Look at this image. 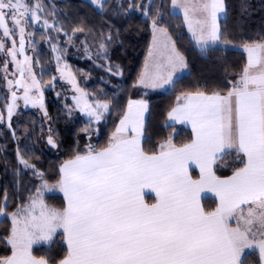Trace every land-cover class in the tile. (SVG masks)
Here are the masks:
<instances>
[{
	"label": "snow or ice",
	"instance_id": "1",
	"mask_svg": "<svg viewBox=\"0 0 264 264\" xmlns=\"http://www.w3.org/2000/svg\"><path fill=\"white\" fill-rule=\"evenodd\" d=\"M94 2L104 6L103 0ZM171 3L183 11L202 52L223 41L218 19L225 12L224 0ZM42 11L39 2L0 0V33L12 43L6 49L0 40V52L11 57L19 75L15 81L5 76L7 84L24 89L26 105L44 108L41 81L25 54L26 29L30 21H41ZM158 19L159 13L152 19L154 38L159 34L164 39L156 42L155 55L149 52L150 62L138 81L144 88L172 85L176 71L186 67ZM43 24L54 27L46 19ZM244 50L247 62L237 81L229 82L226 94L188 91L176 98L167 116L191 126L193 138L188 143L177 145L169 137L157 152H146L142 137L148 105L130 100L107 147L96 150L89 145L86 153L61 166L56 187L64 195L65 207L46 203L44 192L52 186L45 180L27 204L11 213L12 253L0 258V264H49L34 256L32 248L58 231L68 249L59 264H247L246 250L253 248L264 264V41L247 43ZM70 83L79 93L77 107L99 123L109 103L89 102L74 77ZM33 89L37 95L31 94ZM11 96L9 119L18 98L16 91ZM48 143L56 146L51 135ZM233 151L241 166L222 178L214 166ZM21 163L35 167L23 157ZM193 167L199 169L198 178L191 174ZM145 190L155 193L154 203L146 202ZM205 193L218 200L212 210L202 204ZM4 215L0 207V216Z\"/></svg>",
	"mask_w": 264,
	"mask_h": 264
},
{
	"label": "trees",
	"instance_id": "2",
	"mask_svg": "<svg viewBox=\"0 0 264 264\" xmlns=\"http://www.w3.org/2000/svg\"><path fill=\"white\" fill-rule=\"evenodd\" d=\"M43 1L46 2L47 9H51L53 13L50 20L54 21L62 32L61 50L66 49L67 44L70 43L66 59L74 72L79 75L84 74L86 73L84 70L88 68L94 76L111 75L98 66V58L85 59L83 56L75 55L76 48L87 49L89 44L95 49L96 46L103 45L108 50V63L113 64L115 69L117 67L120 69V76L115 75L118 79L109 76L116 85L120 84L119 88L122 91L114 98L112 95L115 91L112 90L108 97L103 98V101L110 104V125L105 123L109 118L100 124L99 130L102 133L94 147L96 150L107 147L111 133L115 131L118 121L126 111L128 101L135 97L145 98L150 102L143 144L146 152H157L159 145L169 137L177 145L190 142L193 133L189 129L177 128L167 121V114L175 105L176 98L188 91L226 94L231 86L229 82L237 81L247 62V55L242 49L244 45L264 41V0H226V16L221 22V35L223 43L227 46L210 48L206 54L198 50L188 37L183 16L171 12V0H162L159 3L161 6L152 10L148 17L137 9L129 11L127 8L129 1H126L124 7L120 9L113 0H109L102 10L97 9L88 0ZM140 2L141 0H133L135 6ZM157 11L163 12V26L175 39L188 67V73L178 79L173 88L167 92L146 91L138 83L151 42L152 19L156 17ZM49 33L51 34V31ZM38 37L37 42L43 38L39 35ZM40 45L42 48L39 47L41 53L39 60L43 77L51 81L53 74L56 73L51 60V43L47 44L42 40ZM96 87L111 89L102 82H98ZM52 100L54 103L50 100L49 112L52 117L51 127L59 145L56 153L52 149L53 146L44 141L45 128L32 110L23 113L20 133L28 131V141L25 143L29 148L27 157L34 168L24 170L19 165L15 155L16 142L10 133L0 136V207L5 209L6 214L0 223V258L10 256L12 252L7 242L11 233L9 214L28 203L29 197L34 195L42 182L40 174L47 182L58 184L62 163L73 159L77 154L87 152L88 121L82 119L71 121L65 109L55 99ZM111 121H113L112 125ZM239 166H241L240 158L233 151L215 165V171L223 178L230 176ZM5 199H7L6 206H4ZM45 200L52 207H65V200L60 194L47 195ZM216 205L215 198L208 197L203 200L206 210H212ZM67 251L65 238L59 233L49 245L36 246L33 255L46 259L49 264H59V261L66 257ZM246 256L247 264H261L257 252H251Z\"/></svg>",
	"mask_w": 264,
	"mask_h": 264
},
{
	"label": "rangeland",
	"instance_id": "3",
	"mask_svg": "<svg viewBox=\"0 0 264 264\" xmlns=\"http://www.w3.org/2000/svg\"><path fill=\"white\" fill-rule=\"evenodd\" d=\"M88 1L93 3L97 9L102 10L106 6V4L108 3L109 0H103V5H104L103 7L98 6L94 2V0H88ZM113 1L116 3V5H118V7L120 9L124 7V4L126 3V1H129L128 6H127V8H129V11H132L133 9L143 11L144 16H146V17H148L149 13L152 10H155L159 6H161V5H159V3L162 2V0H141L139 5L135 6L133 4V0H113ZM27 2L29 4L39 2L43 7V11L40 13L41 21L39 23H35V22L30 21L29 25L26 29L25 54L32 58V60H33V71L35 72L37 79L41 81L40 91L43 93L44 108H41L39 105L33 106L30 103L26 105L24 100L22 99L23 92H24L23 88H18V87L13 86L10 89L9 85L7 84V80L15 81L16 79L19 78V75L16 72V65L11 62V57L6 56L3 52H0V117H2V119H0V136L1 135L6 136L7 133L11 134L12 139L15 140V142H16V154L15 155H16L17 162L19 163V165L21 167H23L24 170H28V169L32 168V167H25V165L21 163V157H23L31 165V163L29 162L30 160H28V157H27V154H28L27 151L29 148L27 147V144H25L28 141L27 140L28 139V131L26 130V131H23L22 133H20V124L22 122V117H23L24 112L29 111V110H32L34 112L36 117L39 119L40 123L45 128V129H43V132L45 133L44 141L48 142V137L51 135L53 140L56 143V146L53 147L52 149L56 153L59 145H58V140L55 136L54 130L51 127L52 117H51L50 112H49V103L51 101H52L51 103H54L52 99H55V101L58 102V104H60L65 109V112L71 121L75 122V121L80 120V119H82L84 121L85 120L88 121L87 122L88 127H86V134H87V137L89 140V143H88L87 149H86V151H87L89 145H91L93 148L95 147L96 142L98 141L99 137L101 136L102 132H101V130H99L100 124L107 121V118H109V120L105 123L106 124L109 123V121H110V107H109V111L107 113H105L104 117L101 119V121L99 123L95 122L94 120H91L88 116H86L84 114V112L80 111V109L77 107V102H76L75 97L79 96V93L75 90L73 84L70 83V78L74 77L75 82L78 85V87L83 89L85 92L88 93L89 102H95L97 100L103 101V98L108 97L109 92H111L112 90L115 91V93L112 95L113 97L117 94L119 95V93H121V91H122L121 88H119L120 84L116 85L115 82L113 81V79L111 80L109 77V76H111L113 78L118 79L115 75L118 74V76H120L121 72H119L120 71L119 67L116 66L117 68L115 69L113 64L110 65L108 63V60H107L108 59V54H107L108 50L105 47L102 48L99 45V46H96V49H95V48H92V46H93L92 44H89V45H87V49L86 48H84V49H77L76 48V51H74V53L76 56H83V58H85V59H96L97 60V58H98V60H99L97 63L98 66L101 69H103L104 71H108L109 73H111V75L108 74V76L106 75V76H102V77L94 76V75H91V73L88 71V68H86L84 70L86 73L80 74V75L77 74L76 72H74V70L72 69L73 67H71V65L69 64V62L66 59V57L68 55L70 43L67 44V48L64 50H61L62 48H60L61 43H62L61 42L62 32L58 29V27H56L54 21L50 20V17L53 14L51 12V9H49V10L47 9L48 6H47L46 2H44L43 0H27ZM224 4H225V12H224L222 19H220V22H219L220 30H221V22L226 16V6H227L226 0H224ZM142 9H144V10H142ZM170 9H171V12L173 14L182 15L181 13L175 12L173 10L172 3H171ZM145 13H147V15H145ZM158 13H159V19L157 22L162 23V26H163V20H164V15L162 16L163 12L157 11V14ZM45 19L49 22V24L54 25V27H46L43 24V20H45ZM183 19H184V17H183ZM184 22H185V20H184ZM11 26H12L11 23H9V27H11ZM185 27L187 29L186 23H185ZM151 30H152V36H151V41H152L153 28ZM50 31H51V34L53 35V37H51V34L49 33ZM28 33H30L31 35H28ZM38 35L43 36V38H41L40 41L45 40V42H47V44L51 43V45H50L51 57H52L51 60L54 63L55 72H56L55 74H53V79L51 81L47 80V79H45V77H43L42 68L40 67L41 64H40L39 56L41 53H40L39 47L40 48H42V47L40 45V41L37 42V40L39 39ZM168 35L171 37V39H173V42L176 46L177 51L185 58L183 53L178 49L176 41L173 38V36L170 34L169 31H168ZM187 35L190 38L189 32L187 33ZM14 38L17 40V46H18L19 35L16 34L14 36ZM0 40H3V42L5 43L6 49H10L12 47L11 39L3 37L2 33H0ZM190 40L194 43L196 48L201 51V49L196 45V43L191 38H190ZM150 46H151V42H150ZM150 46L148 48L145 61L147 60V57H148L149 52L151 50ZM219 46L226 47L227 45L224 44L222 41L219 43ZM242 49L246 53L244 48H242ZM208 50L204 51L203 54H206ZM57 57H59L60 59L57 60ZM76 58H79V57H76ZM18 59L23 60V56H18ZM6 61H8L7 72L4 71V64ZM144 65H145V63H144ZM143 69H144V67H143ZM5 76H7V80L5 79ZM26 76H27V74H26ZM43 78L46 80V82ZM28 82L30 83V78L28 79ZM98 82L106 83L107 85H109L111 87V89L107 88V87H104L103 89H97L96 84ZM12 91H16L18 98L16 100V107L13 111L11 119H9L8 106L12 103V96H11ZM31 94L37 95L35 89H33ZM135 98L139 99L137 97H135ZM135 98H133V99H135ZM104 102H105V100H104ZM112 124H113V121H111V125ZM109 125H110V123H109ZM112 133H111V136H112ZM111 136H110V138H111ZM143 144H144V140H143ZM82 154H84V153H82ZM65 162H63L62 165ZM41 178H42V182H41L39 188L41 187L42 183L45 181L43 177H41ZM47 183L50 186H52V188H51V190L44 192V199L47 195L60 194V193L62 194V192L58 189V187H56L57 184H52L49 182H47ZM6 201H7V199H5V201H4V206H6V204H7Z\"/></svg>",
	"mask_w": 264,
	"mask_h": 264
},
{
	"label": "crops",
	"instance_id": "4",
	"mask_svg": "<svg viewBox=\"0 0 264 264\" xmlns=\"http://www.w3.org/2000/svg\"><path fill=\"white\" fill-rule=\"evenodd\" d=\"M173 10H174L175 12L181 13L182 16L184 17L183 11H182L181 9H179V8H174V7H173ZM223 15H224V13H221V14H220L219 19H218V23L220 22V19H222ZM186 26H187V25H186ZM219 27H220V26H219ZM187 31L189 32L188 27H187ZM189 36H190V38L193 40V38H192L190 32H189ZM169 37H170V36H169ZM162 39H164V38H163V37H160L159 34H157V35L155 36V38H154V33H153V38H152V41H151V46H150V48H151V50L153 51L154 55L156 54V53H155L156 42H158V41H160V40H162ZM170 39H171V37H170ZM193 41H194V40H193ZM171 42H173V39H171ZM194 42H195V41H194ZM173 43H174V42H173ZM174 45H175V44H174ZM217 46H219V43L214 44V45H210L208 49L213 48V47H217ZM175 48H176V46H175ZM176 50H177V49H176ZM246 54H247V53H246ZM150 59H151V58H150L149 55H148L147 60L145 61V64H146V62H150ZM184 60H185V58H184ZM185 64H186V67H184V68H182V69H178V70L176 71V73L174 74V76H173V84H172V85H165L164 87H160V88H144V87L141 86V85H139V86H140L141 88L145 89L146 91H151V92H167V91H170V90L173 88L175 82H176L178 79L182 78L183 76H185V75L188 73V67H187V62H186V60H185ZM144 69H145V65H144ZM144 69H143V71H144ZM131 100H144V101L147 102V105H148L147 111H145L144 114H143V125H144V127H143V137H142V147H143V140H144V137H145V131H146V126H147V119H148L149 112H150V102H149L148 100L144 99V98H139V99H136V98L133 99V98H132ZM127 106H128V104H127ZM126 111H127V108H126ZM126 111H125V112H126ZM121 118H122V117H121ZM121 118H120V119H121ZM119 121H120V120H119ZM119 121H118V123H117V126H118V124H119ZM167 121H168V124H170V125H172V126H175V127H177V128L189 129V130L192 132L191 126L188 125V124H180V123H176V122L170 121V120L168 119V117H167ZM117 126H116V127H117ZM192 133H193V132H192ZM130 134H131V133H130ZM173 143H174V142H173ZM214 167H215V166H214ZM191 174H192L193 178H198V177H199V169L193 167V169H192V171H191ZM60 195L63 196V198H64L63 193H62V194L60 193ZM208 197H209V198H215L216 201H217V203H218V200H217V198L215 197L214 194H212V193H205V194L203 195V197H202V204H203V200H204L205 198H208ZM64 200H65V198H64ZM145 200H146V202H148V203H154V202H155V193L150 192L149 190H145ZM65 206H66V201H65ZM14 212H15V211H14ZM12 213H13V212H12ZM5 216H6V214H5L4 216H1V217H0V223H1V221L4 219ZM10 216H11V214H9V217H10ZM10 219H11V217H10ZM11 228H12V219H11ZM59 233H62V231H58L57 233H55V234L53 235L52 239L49 240V241H42V242H40V243L34 244V245H33V248H32V252H33V249H34L36 246H38V245H49V244L52 242V240L55 238V236H56L57 234H59ZM62 234H63V233H62ZM10 236H11V233H10ZM10 236L7 238V242H8V240H9ZM63 236H64V235H63ZM64 238H65V236H64ZM65 242H66V238H65ZM8 244H9V243H8ZM9 245H10V244H9ZM10 247H11V245H10ZM251 252H257V253L259 254L258 249L253 248V249H250V250H246V255L249 254V253H251ZM11 253H12V252H11Z\"/></svg>",
	"mask_w": 264,
	"mask_h": 264
},
{
	"label": "water",
	"instance_id": "5",
	"mask_svg": "<svg viewBox=\"0 0 264 264\" xmlns=\"http://www.w3.org/2000/svg\"><path fill=\"white\" fill-rule=\"evenodd\" d=\"M43 103H44V101H43Z\"/></svg>",
	"mask_w": 264,
	"mask_h": 264
}]
</instances>
